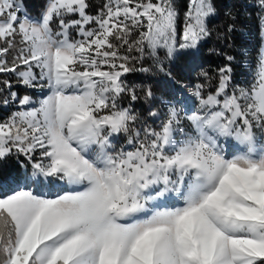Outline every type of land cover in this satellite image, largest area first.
Returning <instances> with one entry per match:
<instances>
[{"label": "snow or ice", "instance_id": "1", "mask_svg": "<svg viewBox=\"0 0 264 264\" xmlns=\"http://www.w3.org/2000/svg\"><path fill=\"white\" fill-rule=\"evenodd\" d=\"M217 3L0 0V264H264V51L241 81L226 51L264 0Z\"/></svg>", "mask_w": 264, "mask_h": 264}, {"label": "trees", "instance_id": "2", "mask_svg": "<svg viewBox=\"0 0 264 264\" xmlns=\"http://www.w3.org/2000/svg\"><path fill=\"white\" fill-rule=\"evenodd\" d=\"M29 12L33 16L39 15L43 8L44 0H25ZM100 0H96L99 3ZM188 0H184L180 4V11L183 13L187 10ZM235 0H218L217 6L221 10L220 15L213 20V25L222 28L227 22V17L224 12L234 6ZM239 7V5H236ZM237 32L231 38V46L226 49L228 54L236 57V67L234 75L237 81L247 78V70L256 64L257 58L261 51H264V39H262L259 20L255 9H241L238 18ZM221 45L216 41H212L205 45L204 49L195 59L191 57H182L175 65L173 71L175 79L182 83L189 84L195 78L200 69L207 68L212 70L217 65L221 64L222 58L214 55L210 50L216 48L220 50ZM145 77L141 74L130 76L129 80L132 83L143 84ZM151 84L157 95L167 96L179 90V85L167 77L157 75L151 78ZM23 91V90H22ZM35 95V94H34ZM2 114V113H0ZM19 169L14 161H10L0 168V177L6 178L8 175L18 172ZM3 190L0 189V192Z\"/></svg>", "mask_w": 264, "mask_h": 264}, {"label": "rangeland", "instance_id": "3", "mask_svg": "<svg viewBox=\"0 0 264 264\" xmlns=\"http://www.w3.org/2000/svg\"><path fill=\"white\" fill-rule=\"evenodd\" d=\"M184 2V0H178V4H179V8H180V4ZM35 95H37V93H34Z\"/></svg>", "mask_w": 264, "mask_h": 264}]
</instances>
